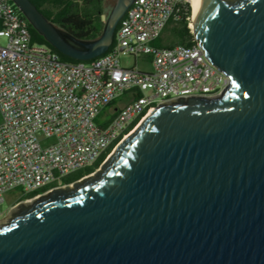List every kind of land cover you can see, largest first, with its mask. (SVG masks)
Listing matches in <instances>:
<instances>
[{"label":"water","instance_id":"1","mask_svg":"<svg viewBox=\"0 0 264 264\" xmlns=\"http://www.w3.org/2000/svg\"><path fill=\"white\" fill-rule=\"evenodd\" d=\"M11 1L50 46L87 61L134 0H115L93 40ZM192 36L228 77L224 91L156 106L97 179L17 203L0 264H264V0H205Z\"/></svg>","mask_w":264,"mask_h":264},{"label":"built area","instance_id":"2","mask_svg":"<svg viewBox=\"0 0 264 264\" xmlns=\"http://www.w3.org/2000/svg\"><path fill=\"white\" fill-rule=\"evenodd\" d=\"M181 4L134 0L105 53L69 62L32 41L20 10L0 0V205L14 189L21 196L43 190L23 203L73 184L63 179L92 166L119 138L112 151L156 106L224 91L228 77L194 38L191 45H153L170 20H179ZM140 56L149 71L136 67ZM121 57H132L133 66L123 67Z\"/></svg>","mask_w":264,"mask_h":264},{"label":"trees","instance_id":"3","mask_svg":"<svg viewBox=\"0 0 264 264\" xmlns=\"http://www.w3.org/2000/svg\"><path fill=\"white\" fill-rule=\"evenodd\" d=\"M37 9L49 20L51 21L60 31L68 34L79 40H93L97 38L104 26V20L101 18L102 12V2L103 0H31ZM179 14V20H170L163 32L167 33L168 43L164 46H173L175 44L191 45L193 36L189 33L187 28V17L190 16V7L188 1L182 0ZM110 10V8H109ZM109 10L106 12L105 18ZM118 27V25H117ZM116 27V29H117ZM28 29L32 38V41L45 44L49 46L53 51L58 53L60 58L64 61L77 62L80 60H75L67 57L52 46H50L41 35H39L28 23ZM163 37H159L154 41L155 46H162ZM103 114L100 116V120ZM139 118L136 119L127 129H132ZM119 138L110 145V147L94 162L92 166H86L80 168L70 174H68L64 179L63 183L69 184L73 181L78 180L84 175L92 173L104 160L106 155L111 151L114 145L118 142ZM40 191H35L28 194L24 199L31 198L38 194Z\"/></svg>","mask_w":264,"mask_h":264},{"label":"rangeland","instance_id":"4","mask_svg":"<svg viewBox=\"0 0 264 264\" xmlns=\"http://www.w3.org/2000/svg\"><path fill=\"white\" fill-rule=\"evenodd\" d=\"M225 1L232 3L235 0H225ZM114 2H115V0H103V2H102L103 15L101 16V18L104 21L106 19L105 18L106 12L109 10V8L112 7ZM189 20H190V16H189V19L187 21V28L188 29H189V26H188ZM166 35H167V33L164 34V37H167ZM166 41H168V37H167ZM3 43H4V40L0 38V44H3ZM144 58H145L144 56H140L135 65L139 70L146 72V71L150 70V64L148 62L144 61ZM120 64L123 67H131L134 64V60L132 57H121L120 58ZM105 164H107V163H105ZM105 164H103L101 166L99 165L92 173L88 174L85 179H83L79 182H76L75 184H73V186L71 188H66L65 191L66 192L73 191V190L77 189L80 185L88 184L91 181L97 179L99 177V175L102 173V170H103ZM26 196H21L20 189H14V190H11V191L3 194V202L0 205V211L2 213L0 216V219L2 218L0 221V225H2V224L8 225L12 219L16 218L19 215V211L21 209H19L17 207L16 208H12V207L19 200L24 199ZM23 207H24V209H28L26 206H23ZM28 207H30V206H28Z\"/></svg>","mask_w":264,"mask_h":264},{"label":"bare ground","instance_id":"5","mask_svg":"<svg viewBox=\"0 0 264 264\" xmlns=\"http://www.w3.org/2000/svg\"><path fill=\"white\" fill-rule=\"evenodd\" d=\"M188 1V4H189V7H190V20H189V23H188V26L191 30L194 29V23L196 22V17H197V14L199 13L200 9H201V6L203 4V2H205V0H187ZM153 111V109H151L141 120L140 122L136 125L135 128H137L141 123L142 121L147 117L149 116V114ZM134 130V129H133ZM115 149H113L109 155L107 156V158H111V156L115 153L114 151ZM107 159V160H108ZM73 186V184L67 186L66 188H71ZM65 188V189H66ZM38 199H32V200H28V201H25L22 203L23 206H26L27 208H30L32 207L38 200ZM30 206V207H28ZM4 226H7L5 224H3L0 229Z\"/></svg>","mask_w":264,"mask_h":264},{"label":"crops","instance_id":"6","mask_svg":"<svg viewBox=\"0 0 264 264\" xmlns=\"http://www.w3.org/2000/svg\"><path fill=\"white\" fill-rule=\"evenodd\" d=\"M164 32H162V34L160 35L161 37H163L162 38V42H163V45L162 46H164V45H166L167 43H168V41H166L167 40V37H164Z\"/></svg>","mask_w":264,"mask_h":264},{"label":"flooded vegetation","instance_id":"7","mask_svg":"<svg viewBox=\"0 0 264 264\" xmlns=\"http://www.w3.org/2000/svg\"><path fill=\"white\" fill-rule=\"evenodd\" d=\"M21 212H22V210L19 211V214H20ZM2 225H3V224H2ZM2 225H0V227H1Z\"/></svg>","mask_w":264,"mask_h":264}]
</instances>
